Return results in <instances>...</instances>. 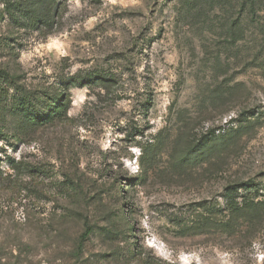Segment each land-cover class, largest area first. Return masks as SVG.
I'll return each mask as SVG.
<instances>
[{
  "label": "rangeland",
  "instance_id": "374dc122",
  "mask_svg": "<svg viewBox=\"0 0 264 264\" xmlns=\"http://www.w3.org/2000/svg\"><path fill=\"white\" fill-rule=\"evenodd\" d=\"M240 2L0 0V264H264V0Z\"/></svg>",
  "mask_w": 264,
  "mask_h": 264
},
{
  "label": "trees",
  "instance_id": "16d2710c",
  "mask_svg": "<svg viewBox=\"0 0 264 264\" xmlns=\"http://www.w3.org/2000/svg\"><path fill=\"white\" fill-rule=\"evenodd\" d=\"M195 1V0H194ZM197 2H202V1H205V2H208L210 4H214V2H216V0H196ZM217 2H219V0H217ZM258 2V0H241V2L239 3V6L241 8V11L243 13V11L247 9H254L255 7V4ZM212 4V5H213ZM242 13H241V19L238 18L237 22H234L230 28H229V36H232V38L235 36V27L237 26L239 28V32H240V36L244 37V31L243 29L241 28L242 25H241V22H242ZM254 13V10L252 11V14ZM34 20L36 21V14L34 15ZM240 26V27H239ZM235 40H236V37H235ZM234 40V41H235ZM5 80L6 82H9L11 84H13V76L11 75H6L5 74ZM228 91V90H227ZM21 92V91H20ZM26 98V97H25ZM17 108H21L20 111H18L20 114H24L26 116L27 119L30 118H34V116L32 114H36V110L35 108H33V106H30V104H27L26 102H21V105H19ZM40 119V117L38 118ZM44 120H47L46 118ZM91 233V229H88L85 236H88L89 234Z\"/></svg>",
  "mask_w": 264,
  "mask_h": 264
}]
</instances>
